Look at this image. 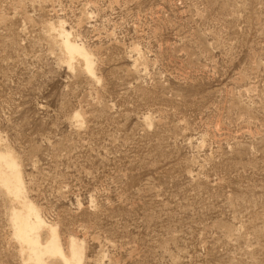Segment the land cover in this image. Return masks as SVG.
Wrapping results in <instances>:
<instances>
[{
    "label": "rangeland",
    "instance_id": "rangeland-1",
    "mask_svg": "<svg viewBox=\"0 0 264 264\" xmlns=\"http://www.w3.org/2000/svg\"><path fill=\"white\" fill-rule=\"evenodd\" d=\"M0 134L84 264H264V0H0Z\"/></svg>",
    "mask_w": 264,
    "mask_h": 264
},
{
    "label": "bare ground",
    "instance_id": "bare-ground-1",
    "mask_svg": "<svg viewBox=\"0 0 264 264\" xmlns=\"http://www.w3.org/2000/svg\"><path fill=\"white\" fill-rule=\"evenodd\" d=\"M47 25L60 60L69 69L81 68L95 78L92 51L74 37L76 35L65 26L63 19L50 20ZM4 139L0 134V191L10 205V222L22 264H84L83 243L71 236L65 250L57 224L45 219L39 206L27 195L21 165Z\"/></svg>",
    "mask_w": 264,
    "mask_h": 264
}]
</instances>
